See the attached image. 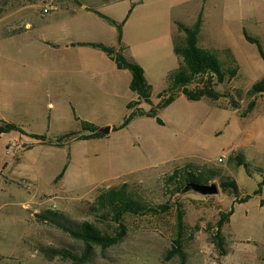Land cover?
<instances>
[{"label":"rangeland","instance_id":"obj_1","mask_svg":"<svg viewBox=\"0 0 264 264\" xmlns=\"http://www.w3.org/2000/svg\"><path fill=\"white\" fill-rule=\"evenodd\" d=\"M83 1L123 23L122 30L131 37L127 55L135 43L151 44L156 57L146 64V75L152 84L153 104L168 87L169 72L179 65L174 50L178 21L191 26L202 14L201 42L208 46L225 43L226 30L232 29L239 74L216 86L220 92H229L217 100L179 95L159 109L164 124L155 117L136 116L129 126L101 138L75 139L61 146L35 143L27 133L55 140L71 130L86 131L70 104H59L47 93L46 87L53 86L51 65L40 52L28 50L29 37L70 25L79 28L82 22L89 23L93 34L115 31L96 15L98 21L71 15L65 7L43 12L47 5L58 8L67 2L78 8L76 0H0V118L14 120L26 131L12 130L0 137V264H68L60 256L48 257L42 247H66L81 253L83 242L39 220L37 212L58 208L71 218L114 231L116 223L110 216L92 214L89 208L99 192L124 182L148 206L165 203L168 209L127 213L124 239L106 249L95 246L85 264H264V186L254 193L264 179V93L256 97L255 108L242 115L252 100L247 90L264 77V58L243 29L264 48V0ZM27 22L33 28H27ZM5 34L17 35L6 39ZM135 34H142L141 38ZM233 97L238 107L233 106ZM51 100L55 101L53 109L48 105ZM123 105L121 98L97 100L92 105V121L102 127L121 123L129 112ZM141 106L149 110L152 104ZM58 111H67L69 118L56 117L49 124L48 114L55 116ZM238 153L249 162V172L237 164ZM187 163L215 171L217 175L208 183H216L218 193H171L173 185L165 184L166 177ZM66 164L64 176L57 179ZM226 177L237 180L239 197L221 187ZM245 194L250 199L238 202ZM180 204L185 211L184 262L178 255L168 259ZM232 208L222 229L226 248L222 254L216 244V223L222 212Z\"/></svg>","mask_w":264,"mask_h":264},{"label":"trees","instance_id":"obj_2","mask_svg":"<svg viewBox=\"0 0 264 264\" xmlns=\"http://www.w3.org/2000/svg\"><path fill=\"white\" fill-rule=\"evenodd\" d=\"M82 2L83 0H76ZM95 10L100 16L115 25L118 30V42L120 47L109 46L100 42H88L92 46L99 47L106 51L117 63L119 68H127L132 72L131 89L137 93L138 97L128 103L127 107L130 112L126 115L122 123L113 127V130H119L128 126L136 116L155 117L160 124H164L163 119L158 115L160 108L170 105L180 95H185L190 100H201L204 97L212 100H217L222 96L229 95V92H220L216 89L218 85H224L235 79L240 70V65L233 54L232 50H213L199 44V34L203 25L202 14L199 15L197 21L189 26L182 22H177L178 31L174 37V50L180 58L179 65L171 70L168 75L169 85L166 89L158 94L160 98L157 104L152 101V84L148 82L143 66L127 58L122 52L124 45L123 23H119L111 16L90 7ZM244 35L249 42L255 43L262 57L264 58V48L260 40L244 30ZM194 85V86H193ZM247 95L252 98L247 110L242 115H247L253 110L256 105V97L264 93V77L256 81L248 90ZM233 106L238 107L235 98H232ZM143 102L152 104L149 110L144 109L140 105ZM78 119V118H77ZM82 130L86 133H77L69 131L64 135L59 136L55 140L49 139L44 134L27 133L29 136L46 141L52 145H63L65 142L75 139H91L101 138L106 135L100 127L90 121L81 120ZM17 130L22 133L26 131L18 124L9 121H0V137L3 133ZM238 165H244L249 172V162L241 153L235 155ZM67 164L57 176L61 178ZM217 173L211 169H202L194 164L187 163L183 167L176 168L170 173L165 184L170 187L171 193H180L188 190H194L192 183L201 182L208 183ZM220 185L224 189H230L234 192L235 197H239L241 188L235 178H222ZM264 186V179L259 182V187L254 191L255 194L261 192ZM250 194H245L240 197L238 202L249 200ZM90 213L110 216L116 223L114 231H107L90 220H77L71 218L65 211L58 208H47L42 212H37L39 220L53 224L72 237L80 240L84 244L83 252L75 253L66 247H42V251L50 258L60 256L69 260L68 264H85L93 252L95 246H101L106 249L121 242L127 232V225L124 222V217L127 213L142 214L147 211L159 212L168 209V204H160L157 207L148 206L147 203L137 198L129 189V184L124 182L120 186L109 187L98 193L96 201L90 206ZM234 209L222 212L217 220V231L215 233L217 247L222 254H226L225 237L222 235V229L226 222L230 220ZM185 211L181 204L177 213V229L176 237L173 241L172 248L168 252V259L178 255L182 262L186 259L184 248V232H185Z\"/></svg>","mask_w":264,"mask_h":264},{"label":"crops","instance_id":"obj_3","mask_svg":"<svg viewBox=\"0 0 264 264\" xmlns=\"http://www.w3.org/2000/svg\"><path fill=\"white\" fill-rule=\"evenodd\" d=\"M72 4L73 2H67V4L58 6L57 10L65 7L68 9L71 15H84L86 18L89 17L95 21H98L94 16L96 15L110 23L108 20L100 16L95 10L90 9V6L87 5L86 1H82L81 3L78 1L74 2V4H78V8L73 7ZM147 16L150 15L147 14ZM81 24L82 27L78 28L77 26L70 25L69 27L62 28L55 33L50 31L47 33L42 32L39 34H32V36L29 37L30 42L27 43L28 50L30 52H40L46 58V63L48 66L51 65L53 86L52 88L50 85L46 87L47 93L50 96L54 95L55 101L59 104H70L71 108L73 109L75 119L78 118L77 120L80 121L87 120L93 122L101 129L102 126L92 121V105L94 102L97 100L103 102V99L107 100L108 97H111L115 100L117 98H121V101L124 104L123 106H125L127 111L130 112L127 105L130 101L137 99L138 95L131 89L133 75L130 69L119 68L116 61L103 49L96 46L83 44L88 42H100L119 48L120 44L118 42L117 27L110 23L114 28L115 34H93L91 31L92 28L89 27V23L87 24L82 22ZM26 27L33 28V25L30 22H27ZM203 27L204 26L202 25V29L199 34L200 45L219 51L230 49L235 55L238 63H240L235 51L236 48L232 43L233 34H235L232 29L227 28L226 30L225 43L223 42L218 46H216L214 43V45L208 46L201 42ZM244 30L246 29H243V34ZM16 35L17 34H5L3 36L6 39H12ZM141 35L142 34H135V38H141ZM130 38V34H125L123 31L122 42L124 48L122 52L128 58L140 63L143 66L146 74V64L155 62L156 55L153 56V48L151 44L144 45V43H135L134 51H132L130 55H127L128 53H125V48L130 46ZM35 48L38 49L35 50ZM6 74L7 73H5V75ZM148 82L150 83L149 80ZM98 97H100V99H98ZM55 101H49L48 105L53 106L51 109L55 107ZM129 112H127V114ZM97 116L102 118L103 114H98ZM56 117L58 119L60 118L67 120L69 118V113L67 111H64V113L58 111V113L54 116V114L50 112L47 116L49 124H51V122ZM1 120L7 121L4 118H0V121ZM9 122L16 123L14 120ZM108 124L111 126V132L117 131L113 130V127L119 125L120 123ZM108 133H106V135ZM34 139L35 143H47L46 141H42L40 139Z\"/></svg>","mask_w":264,"mask_h":264},{"label":"water","instance_id":"obj_4","mask_svg":"<svg viewBox=\"0 0 264 264\" xmlns=\"http://www.w3.org/2000/svg\"><path fill=\"white\" fill-rule=\"evenodd\" d=\"M111 126H106L101 128V130L105 133L110 132ZM192 188L197 191L200 192L202 194H214V193H218L219 188L217 186L216 183H201V182H195L191 184Z\"/></svg>","mask_w":264,"mask_h":264},{"label":"built area","instance_id":"obj_5","mask_svg":"<svg viewBox=\"0 0 264 264\" xmlns=\"http://www.w3.org/2000/svg\"><path fill=\"white\" fill-rule=\"evenodd\" d=\"M55 10H57V6H55V5H47V6H45V7L43 8V12H44V13H51V12H53V11H55ZM11 148H13V146H12ZM222 157H223V158H226L225 155L222 156ZM223 158H222V159H223Z\"/></svg>","mask_w":264,"mask_h":264}]
</instances>
